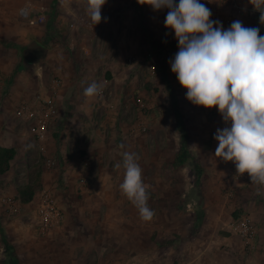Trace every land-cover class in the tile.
I'll list each match as a JSON object with an SVG mask.
<instances>
[{
	"label": "rangeland",
	"instance_id": "rangeland-1",
	"mask_svg": "<svg viewBox=\"0 0 264 264\" xmlns=\"http://www.w3.org/2000/svg\"><path fill=\"white\" fill-rule=\"evenodd\" d=\"M37 1L0 0V48L8 52L16 51L14 57L9 54L5 57L3 53L5 58L0 61V81L3 82L0 107L5 103V97L13 84L24 86L26 91L14 111H18L24 102L26 113L22 122H19L22 139L17 142L19 148L12 161L10 179L0 183V264H96V250L104 247L101 239L109 244V248H113L105 252V263L116 257L122 260L124 257L134 259L144 256L148 249L145 229L149 222L145 223L141 219L137 207L119 187L124 178L122 164L125 152L138 155L142 180L144 184H152L151 188L146 186L149 196L147 205L154 213L165 208L170 211L176 205L182 211L183 222H188L191 220V210L194 215L203 212L202 157L196 151L197 148L203 149L198 144L201 139L186 134V153L178 149L179 155H176L174 151L181 147V138H177L175 132H179L177 116L181 117L182 106L178 105L175 97L172 100L173 89L174 86L182 85L171 71L169 63L179 50L174 30L164 25L169 9L153 10L151 5L140 4L138 0H106L104 6L113 1L122 5L128 1L132 9L120 12L101 10V22L93 26L86 11V0H42L50 4V10H45L47 17L43 24L34 26L23 22L19 30L11 23H5L2 10L8 9L10 4H15L17 8L27 5L36 8L34 3ZM242 3L253 7L249 0H242ZM137 7L142 11H138ZM209 9L213 13V8ZM15 14L18 17L17 10ZM260 14L258 11L250 14L243 9L241 12H232L231 18L232 22L241 21L244 27L259 28V35L264 36ZM120 19L130 20L129 26L119 25ZM112 23L115 25L112 26ZM230 25L223 26V29H228ZM21 31L25 34L23 38ZM32 37H38L47 45L49 52L33 69L25 71L20 65V50ZM117 37L122 40L121 43L113 41ZM118 57L124 67L131 66L132 70L126 73L121 70L118 76L116 70L111 68L113 75L109 64L113 59L117 61ZM88 74L90 80L86 83L95 81L101 86L95 96L86 97L83 94L88 86H52L55 79L65 85L73 82L75 77L81 82L83 75ZM97 75H103L108 81L103 79L99 82L95 78ZM116 84L126 86L120 95ZM185 92L187 89L183 88L181 93ZM48 94L55 98L58 106L55 124L49 127L51 131L63 125L61 120L65 116L71 114L72 118H77L78 115L73 116L71 110L77 103L76 98L84 100L87 105L97 106L90 110L86 107L85 110V116L89 119L96 117L94 119L97 122L82 125L84 129L88 126L89 131L99 127L100 130L96 128V131L106 135L98 134L100 144L101 141L106 143V146L103 144L99 148L101 158L109 165L107 170H102V174L114 183L107 194L111 197L110 201L104 203L102 210L109 214L123 210L119 218L102 221L95 217H81V211L100 210L95 203L86 200L87 193L83 191L93 177L95 159L92 162L86 154H80L77 143H74L77 139L73 141L70 137L72 140L68 142L67 148L77 153L68 157L56 152L54 146L51 147V143L46 140L47 132L42 138L34 133L33 120L28 118V106H35L38 100ZM70 95L75 97L70 100ZM35 111L39 113L38 108ZM159 116L164 117V126L155 121ZM111 121L115 122L112 133L109 127ZM16 124L7 126L4 123L0 127L8 131L11 130L9 126ZM162 127L168 131L165 140L159 135ZM192 151L196 153L192 154ZM78 158H81L83 170L79 172L80 166L78 169L73 165L71 167L75 170L65 172V163ZM85 159L89 161L88 165L84 163ZM208 174L210 177L211 172ZM28 183L34 186V196L30 202L23 203L18 198L15 185ZM45 192L54 201L57 219L47 221L38 210ZM129 214L131 217H128ZM172 220L175 222L177 219L172 217ZM102 232H105L103 238ZM4 240L8 247H5Z\"/></svg>",
	"mask_w": 264,
	"mask_h": 264
},
{
	"label": "crops",
	"instance_id": "crops-1",
	"mask_svg": "<svg viewBox=\"0 0 264 264\" xmlns=\"http://www.w3.org/2000/svg\"><path fill=\"white\" fill-rule=\"evenodd\" d=\"M34 4L38 10L44 12L47 9L50 10V4L42 0H38ZM123 5L120 4V2L113 1V3H108L107 6L103 5L101 10L110 9L113 12H120L121 10L130 11L132 9V6L128 1ZM22 7L23 6L17 8L15 4H10L8 9L2 10L4 11V20L7 25L8 23H11L10 25H14L21 30L22 26H19L20 23H27V20L23 15ZM58 7L59 10H61L60 5ZM133 9L135 11V8ZM16 10L18 17H16L15 14ZM140 10L142 11L141 8ZM129 22L130 20L120 19L119 25L122 27L126 25L129 26ZM111 25L114 26L115 24L112 23ZM24 35L25 34L21 31V38H23ZM118 38L119 37H117V39L113 38V41L121 43L122 40H119ZM31 40L40 41L38 37H32ZM15 52H8L5 48L1 47L0 61L7 57L8 54L12 55V57L16 56ZM3 53H5V57L3 56ZM111 62L112 63L109 64V69L111 72V68L116 70L115 73L118 76L120 75L121 70L123 73L132 70L131 66L124 67V63L121 62L119 57L117 61L113 59ZM1 64L2 63L0 62V68H2ZM33 67L30 69H33ZM30 69H26L25 71ZM112 74L114 75V72H112ZM89 78V74L86 76L83 75L81 82H78L79 78L75 77L73 82L65 85L62 84L61 81L59 82L55 79L52 86H89L90 83H86L87 80H90ZM95 78H98L99 82L103 79L108 81L103 75H97ZM92 79L96 80L94 78ZM1 83L3 84V82L0 81V90L3 87L1 86ZM115 87L119 92V95L126 90V86H119L116 84ZM183 88V86H174L172 100L175 97L178 100V105L182 106L181 120L185 135L191 134L190 136L201 139V142L198 144L203 146V149H196L202 157L201 169L203 170L204 178H201L203 182V200L201 206L203 212L194 215V211L191 210V220L183 222L182 211H179L176 205H174L170 211L163 208L164 210L154 213L150 220L143 219L145 223L149 222L146 227L147 229H145V241L148 249L144 256L134 259L131 257H124L122 260L116 257L105 263L103 262L105 252L113 250V248H109V244L101 239V243H104V247L96 250L94 256L96 264H264V183L254 182L250 179H236L233 174L235 168L234 162H225L221 158L215 157L214 154L215 149L218 146V141L214 139V133L218 128H223L229 125L225 124L217 107L205 108L193 104L186 98V92L184 94L181 93ZM71 91L75 92V90ZM23 95H26L25 87L14 86L13 84L10 86L7 97H5V103L0 107V125L5 123L8 126L9 124L17 123L15 126H9L11 127V130L8 131H4L1 129L2 127H0L1 146L14 147L16 150L19 148L17 142L20 141L19 139H22L19 122H22V117L26 113V105L24 102L19 106L18 111H16L17 113L14 111ZM74 97V95H70L69 99L71 100V98ZM75 100H77V103L71 107V110H73V116L78 115L77 118H72L71 114L69 117L65 116L61 120L63 124L62 126L59 125V127L53 131L50 129L47 131L46 140L51 143V147L54 146L56 152L64 153V155L71 157L77 153L76 150H68L67 148V144L71 139L70 137H72L73 141L77 139L74 143H77L76 146L79 147L81 155L86 154V156L91 158L92 162L95 159V168L92 171L93 177L90 179L89 185L87 184L86 187L83 188V191L86 190V200L89 203H95L100 207V210L92 212L89 210L81 211V217H95L102 221L117 219L120 217L121 213H123V210L113 211L111 214L102 210L104 203L110 201L109 199L111 197H108L107 194L111 192L109 189L114 183L111 178H108L107 180L102 174V170H107L109 165H106L105 160L103 161L101 158V149L99 148L104 145L106 146V143L104 144V142L101 141L100 144L98 134L103 136L106 135L96 131V128L97 130H100L99 127L89 131L88 126H85L84 129V125H82L97 120L94 119L96 117L89 119L85 116L86 107H89L88 110H90L97 106H91V104L87 105V102L82 99L78 100L76 98ZM39 102L40 100L34 104L35 106H28V108L36 110ZM103 121L104 120H102V122ZM155 121L161 123L163 126L165 125L163 116H159ZM74 123H80L81 125H74ZM114 124L115 122L113 121L109 124L110 133H112V127ZM201 125L207 127H202ZM177 132L178 131L176 130L175 133L177 134V138L180 137L182 139L181 131L179 130V134ZM167 133L168 131L166 127H162L159 131L160 137L164 138V140ZM107 136L109 137V134ZM57 144H59L60 147L58 146L57 148ZM178 149H181V147L174 149L176 155L177 153L179 155ZM191 153L194 154L196 152L192 151ZM69 160L70 163H65V172L75 170L71 167L73 165L78 167V169L80 166L79 172L80 170H83L81 158H78L77 160L74 159V161H72L73 159ZM12 161L13 159L10 161L9 170L0 174L1 184L6 183L5 181L8 182L10 179L12 173ZM84 163L88 165L89 161L85 159ZM209 172H211L210 177L208 174ZM144 185L145 187H152V184L149 185L148 183H145ZM114 199L117 200L118 198ZM245 215L249 217L251 224L255 227L256 231L254 238L249 242L243 239L237 226L238 219ZM128 217H131V215L129 214ZM172 217H175L177 220L174 222ZM103 235H105V232H102L101 238H103Z\"/></svg>",
	"mask_w": 264,
	"mask_h": 264
},
{
	"label": "clouds",
	"instance_id": "clouds-1",
	"mask_svg": "<svg viewBox=\"0 0 264 264\" xmlns=\"http://www.w3.org/2000/svg\"><path fill=\"white\" fill-rule=\"evenodd\" d=\"M106 0H86L93 26L101 22ZM261 14L264 24V0H249ZM153 10L169 9L164 25L174 30L178 51L169 61L171 71L187 89L186 98L205 108L217 107L226 125L218 128L215 157L232 161L237 173L247 172L252 181L264 183V36L259 28L244 27L239 20L223 29L210 20L211 10L200 0H138ZM214 25H216L214 27ZM93 81L84 89L86 97L99 93ZM136 153L123 154L125 169L121 191L137 207L144 220L154 211L148 205V193ZM121 165H117L120 167Z\"/></svg>",
	"mask_w": 264,
	"mask_h": 264
},
{
	"label": "built area",
	"instance_id": "built-area-1",
	"mask_svg": "<svg viewBox=\"0 0 264 264\" xmlns=\"http://www.w3.org/2000/svg\"><path fill=\"white\" fill-rule=\"evenodd\" d=\"M200 3L204 4L206 7L213 8V13L210 16L211 20L219 21L222 26H229L232 22L231 14L232 12H241L245 9L249 11L250 14L256 13L258 10H255L252 6L243 5L242 0H200ZM23 15L27 20V23L30 25H40L46 21V13L42 10H38L31 5H27L22 9ZM34 12L33 14H31ZM259 12V11H258ZM216 26V25H214ZM37 108L39 113L35 110L29 108L27 109L28 118L33 120L32 129L38 138L44 137V134L48 131L49 127L55 124L56 114H57V105L55 98L52 95H48L44 98H41L38 103ZM37 110V109H36ZM145 129V127H143ZM234 177L236 179H250V176L247 172L243 174L237 173L236 167L234 170ZM44 200L40 204L38 210L42 214V218L49 221L58 216V211L55 209L53 199L48 197V194L43 193ZM52 215V216H51ZM264 216V212H263ZM57 219V218H55ZM237 226L239 233L243 236L247 242L252 240L255 236V227L251 224V221L248 216H242L237 221Z\"/></svg>",
	"mask_w": 264,
	"mask_h": 264
},
{
	"label": "trees",
	"instance_id": "trees-1",
	"mask_svg": "<svg viewBox=\"0 0 264 264\" xmlns=\"http://www.w3.org/2000/svg\"><path fill=\"white\" fill-rule=\"evenodd\" d=\"M137 10L140 11L138 9V7H137ZM177 123H178V128L181 131V137H182V139H181V150H183V152H185V150L187 148L186 137H185V131L183 128V123H182L181 117L179 115H178ZM15 155H16V148L4 147V146L0 145V174H3L9 170L10 161L15 157ZM15 186H16L18 198L21 202L28 203L32 200V198L34 196V186L32 184H30V183H28L26 185L16 184ZM3 235H4V231H3ZM4 244H5V247H8L6 240H4ZM6 255H7V253H6ZM5 259H6V257H5Z\"/></svg>",
	"mask_w": 264,
	"mask_h": 264
},
{
	"label": "water",
	"instance_id": "water-1",
	"mask_svg": "<svg viewBox=\"0 0 264 264\" xmlns=\"http://www.w3.org/2000/svg\"><path fill=\"white\" fill-rule=\"evenodd\" d=\"M49 52L47 45L38 40H31L20 50V65L22 69H30L43 60Z\"/></svg>",
	"mask_w": 264,
	"mask_h": 264
}]
</instances>
